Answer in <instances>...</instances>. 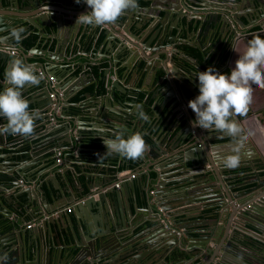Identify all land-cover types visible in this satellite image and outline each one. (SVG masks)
Instances as JSON below:
<instances>
[{
    "label": "water",
    "instance_id": "1",
    "mask_svg": "<svg viewBox=\"0 0 264 264\" xmlns=\"http://www.w3.org/2000/svg\"><path fill=\"white\" fill-rule=\"evenodd\" d=\"M42 1L52 2L55 0H0V32H2V28L6 30V34L0 33V92L7 86L5 72L12 60L22 59L25 63L29 64L28 53L32 50H38L40 40L45 37L48 38L49 28H56L58 25L57 20L54 18L55 15L49 13L48 5H42ZM72 1L75 2V0ZM215 1L217 3L214 4L208 2V0H148V3L145 5L138 2V7L135 10L124 12L117 21L105 26L76 24L77 17L90 12L91 9L84 3V0H81L79 4L75 2L76 5L73 7V12L77 11L76 8L79 5H81V10L84 11L81 14L72 13L73 19H71L70 25L73 26L75 31L76 29L79 31L83 27L86 41L84 42L83 39L78 38V44H80L83 53L87 54L92 60L96 57V51L98 50L97 40L101 34L103 36L101 43L104 47L114 42L117 46L116 53L121 51L125 59L128 60L124 64L127 69H129L133 60L140 57V59H148L145 63V70L149 71L153 64V59L145 55L143 49L160 54L159 52L165 47H171L168 57L166 51H161V53L166 55L164 62L159 59L161 61L160 66L163 69L162 73H164L159 79L163 80V84L168 87L170 92L165 91L160 94L152 103L146 100V104L152 109V113L146 114L145 111L144 113L147 117L154 118L152 125L142 133L148 145V151L142 159L138 160L125 159L116 154L105 155L107 162L119 159L122 167H126L127 170H130V167L134 166L141 167L149 159H157V162L149 164L145 168L144 175L146 179L144 181L146 184L143 183L145 186H142L141 174L136 175L132 172L129 175L121 177V179H119L117 174L112 176L106 174L103 183L115 182L110 189L104 192H97L93 188L98 185V182H89L88 187L90 191L88 194L85 195L80 192L79 198L70 199L69 203L75 204V210L81 211V207H85L84 210L82 209L83 212L78 214L76 225L73 224L69 214L66 213L65 215V221L71 226L76 240L78 241L77 229L82 236H85V241L78 244L80 247L78 253L84 256L80 261L84 260L86 264H98L101 262L118 264L122 260H126L128 264H149L152 261L153 255L158 258L166 251L179 247V238L182 236L191 238L190 231L183 227L182 236H178L173 231V225L167 222V220L176 224L174 213L179 210L174 212L172 209H181L184 203H180L174 208L166 207V205L175 200L179 202L183 201L185 196L175 195L177 191L172 189L173 186H168L169 184L165 181L170 175L177 174L179 170H181V174L190 173V175H193L195 173L204 174L212 169L219 179V175H224L225 170L231 171L233 169L225 167L223 163L224 159L230 156L229 154H225L220 161H217L214 157V151L221 144H217L214 142V139L206 137V132L204 136L207 139V145L203 141V137L199 138L197 134L193 135L190 120L195 117V113L190 108L188 109L187 119L185 120L184 118L185 126L181 129L179 135H177L178 141H176L174 147L170 146V149L174 150L181 141V144H188L186 149L167 154L166 139L162 136L165 127H163L161 134H157L156 132L161 120H164L163 109L165 107L171 110L170 117L178 120L183 117V115L177 116L175 114V107L181 102L177 99L176 93L182 97L187 105L189 100H191L187 92L195 96L199 95V88L196 83V79L198 78L196 76L200 64L196 59L186 56L181 50L176 48V40L182 31L187 28L190 33H196L193 42L190 41V44H193L195 41L197 44L204 46L202 42L205 39L210 40L213 34L225 36L223 38L226 41L228 36H241L243 34L242 29L251 23L257 22L256 25L264 27V15H259V10L262 9V0H242V2L238 3L236 9L229 5L220 4L222 0ZM50 6V10L63 13L62 10L55 8L52 4ZM237 9L241 10V13H236ZM160 11L163 13L160 14ZM251 12L254 14H251ZM49 17L53 20L49 19ZM254 17H256L255 20L252 19ZM14 30L19 31L20 39L31 32L35 33L38 36L37 42L31 48L26 47L21 42L15 44L14 38L16 36L13 35ZM192 38L193 36L188 40ZM131 40L139 42L141 47H138L137 43L132 44ZM83 42L84 44H82ZM126 42L129 43V46ZM89 47L92 49L87 50ZM11 49L16 50L17 53H9ZM173 53L187 59L195 65V68L177 64ZM44 55H47V59L42 57L46 61H55L54 57H50V53L45 51ZM114 58L115 56H112V60ZM168 63L169 65H167ZM46 64L48 66L42 62H38V65L42 67L41 73L36 71L40 82L38 85H26L22 90V95L29 102V111L43 110L44 112L35 121V130H45L46 134L51 136H56L57 131L63 133L57 136L58 138L50 137L46 141L39 140L38 144L34 142L28 144V140L25 142L23 136L12 135L20 145L11 148V151L8 152L4 151L7 148V143L3 141L6 139V135L0 134V212L9 215L8 209L15 208L16 212L23 213V217L21 218L23 223L26 222L27 218L39 219L48 214L49 209L47 204L49 201L55 208H60L64 200L69 198H66L65 192H69V188L71 187L70 181L72 180L71 182L75 183V180H77L74 179L77 174L75 161L79 162L78 160L84 153L82 147L85 136H90L88 132H84L83 130H77V138L74 137L76 135H71L75 126L81 127L84 125L81 123L82 115L78 114L80 112L71 113L70 111V94L72 91H75V88L70 90L71 92L64 90L62 91V96H58V92L62 90V85L57 83L61 78L59 73L62 70L67 71L68 68H64L62 64H57V62ZM85 65H90V63H86ZM108 73L109 69H104L101 77L96 78L94 76L92 78L93 81H97L98 85H100V82L103 83L105 93L91 99L96 105L93 107L94 110L88 109V111L93 120H98L110 126L111 130L118 133L122 131L124 136L132 135L134 134L136 122L139 119L137 113L131 109V104L123 100L122 96H116L115 94V90H118L128 99L130 96L127 94V86H124L120 82V76L116 69L113 72L115 74L114 80L107 81ZM86 75L87 80L89 74ZM178 75L182 76V78L178 77ZM49 76H52L53 80H49ZM170 76L177 79V84L173 82L174 86L172 87H170L172 84ZM71 77L79 79V74L76 73L71 75ZM82 79H79V82H82L81 85L86 82ZM37 88L41 90L33 92ZM160 88L161 86L156 89V92H159ZM52 92L57 94L56 102L61 106L60 116L64 117L65 122H60L57 119V113H55V108H53L54 100L50 95ZM84 96L91 97L89 93H86ZM131 101L134 105L137 100L133 98ZM122 107L127 112L121 109ZM96 111L97 113L95 114ZM52 116L55 122H51ZM6 123L7 120L0 116V126ZM93 124L95 123H90L86 126L92 127L94 126ZM74 145L77 146L75 152H70L69 150ZM64 146H67L66 149L69 151L64 155L65 160H67V167L62 171H53L51 175L46 174L48 170L59 164L54 154L60 148L63 149ZM188 152H190V157L187 156ZM209 153L211 154L209 155ZM212 154L217 168L212 164ZM49 155L52 156L51 160L47 158ZM242 162L240 161L238 167L243 164V166H248L251 170V172L245 175L246 181L244 184L254 183V185L236 193L232 191L233 187L230 184H227L228 192L225 189L223 190L221 186L222 193H219L220 200L218 201L219 214H222L223 211L225 212L229 208L225 221L222 226L216 229V224L219 221L218 219L215 220L213 228L206 229L207 233H202L198 236L201 252L213 255V263L211 264H221L223 261H229L228 257L233 256L232 253L239 251V248L232 247L233 244L239 246V241L233 240V235L235 231H244L246 221L254 220V222L260 224V228H249L252 230L249 231L255 234L257 240L264 242V219L257 216L260 210L264 214V175H259V171L255 168L250 156L247 160H242ZM155 164H157L156 169H153L152 167ZM31 169L34 170L28 173ZM151 171H154L155 174L152 175ZM68 172L71 179L68 176ZM91 176L89 175V177ZM191 178L193 179V176L189 179ZM180 180L177 179L176 181ZM26 181L31 184V187H25ZM153 181L157 182L158 188L155 191L151 190L149 193L147 186H151ZM116 183H118L117 187ZM6 186H14L16 194L8 197L3 195V187ZM63 187H65L64 191ZM149 196H154L153 203L160 208L155 215L154 228L151 230L154 233L151 236L145 237L134 248L132 245L133 239L130 240L132 236L127 237L131 229L128 218L129 215L132 216L133 206L146 211L151 210L149 202L140 206L144 199L148 200L147 197ZM67 201L69 200L67 199ZM80 202L82 205H80ZM127 210L129 215H127ZM160 211H164L165 214L163 215ZM182 211L184 210L182 209ZM232 211H234V214ZM231 213L233 220L229 222L228 218ZM235 220H240V222ZM65 221L61 213L57 215V218L50 219L47 217L44 219L45 234L50 233L53 228L59 236H63L64 229L67 228ZM240 223H242L241 227ZM5 232L8 237L15 234L16 238L12 236L7 249L2 247L3 252H8L9 250V255L6 257V260L0 261V264H23L29 249H32L35 253L39 250L37 237L34 238L30 234L29 239L20 233H16L14 225ZM221 239L222 242H220ZM210 241L214 245H209ZM59 249L60 247L55 248L53 253V249L51 251V247L49 248L51 261L48 264L64 263L61 256L62 252ZM73 253V251L69 250L67 255L72 256ZM216 257L220 259L217 263H214ZM109 258L113 260H108Z\"/></svg>",
    "mask_w": 264,
    "mask_h": 264
},
{
    "label": "crops",
    "instance_id": "2",
    "mask_svg": "<svg viewBox=\"0 0 264 264\" xmlns=\"http://www.w3.org/2000/svg\"><path fill=\"white\" fill-rule=\"evenodd\" d=\"M56 1V0H55ZM47 2V1H42V5H48L47 7L50 8L51 4L52 6H55V8L62 10L63 13L57 11L55 12L54 10H51V15H55L54 18L57 20V27L56 28H49V33H48V38L45 37L40 40L39 44V49L38 50H32L30 53H28V62L31 65L36 66V71L42 72V67L38 65V62H42L44 65H47L46 63L49 64V62L54 63L57 62V64H62L63 67L68 68L67 71L62 70L59 73L60 81L57 83H60L62 85V90L61 91H68L71 92L70 90H73L75 88V91H72L70 94V98L73 97L75 94L80 92L77 98L76 104H71L70 106L75 105L76 112H80L78 114L82 115V121L81 123L84 124L81 127H74L73 132L71 135H76L74 136L77 138V130H83L84 132H88L91 137H94L97 139L99 142V146H87V150L85 152H89L90 155L88 157V164H83L82 167L81 164L79 165V168L77 170V174L74 177L75 183L71 184V187L69 188V192H65V196L69 201L64 200L62 206L60 208H55L49 201L47 204L49 213L44 215L42 218H27L26 222L23 223L21 221V218L23 217L22 212H16L15 208L14 209H8V212L10 213L9 215L3 214L0 212V258L7 257L9 255V250L8 252H3L2 247L5 249L8 248V243L11 242L12 236L16 238L15 234L8 237L6 235L7 230L12 227V225L15 226V232L20 233L22 236L29 238L30 239V234L34 238H38V245H39V250H37V253L33 251L32 249L28 250L27 252V257L24 258L23 264H48L51 261V256H49V248L51 247V251L53 249V253L55 248L57 249L60 247V251L62 252V258H63V264H86L83 261H80L82 256L79 254L80 247L78 244L82 243L85 241V236H82L80 234V231L78 229L76 230V233L78 235V241L76 240L73 231L71 230V226L68 225V222L66 220V213L71 216V220L74 225L77 223V216L80 212H83L82 209L84 210L85 207H81V211L75 210V204L69 203L70 199H77L79 198L80 192L83 194H88L89 187L88 184L89 182H98V185L94 187L93 189L97 192L101 191L104 192L107 189H110L115 182L111 183H103V179L106 176V174H110V176L117 174L119 179L121 177H124L125 175H129L132 172L136 175L141 174V180H142V186H145V179L146 176L144 175L145 168L147 165L152 164L157 162V159L150 160L148 162H145V164L141 167L134 166L130 167V170H127L126 167H122V163H120L119 159H114L113 161H106L104 159V154L106 153L107 149L105 145L103 144L102 139L105 137L108 138H114L118 132L111 130V127L99 122L98 120H93L91 117L89 110H94V106L96 105L91 99L93 97H98L100 94L97 93H89L87 91H83V88L90 82H92V78L95 76L91 70L93 66L99 67V65H102L99 68V71L103 72L104 69H109V73L107 75V81L109 80H114L115 79V74L113 73L114 70L116 69L118 72V75L120 76V82L124 84V86H127L128 89V95L130 96L128 99L125 98V96L118 90H115L116 96H122L123 100L126 101L127 103L131 104V109L137 113V110L133 107L132 99L135 98L137 100L136 104L142 105L143 110L145 108H149L151 113L152 109L146 104V100L150 101L151 103L155 101L158 96L165 91L170 92L168 87H166L163 84V80H160V76L156 77V72L157 70H163L161 68V61L164 62L166 59V55L161 53L162 50L167 52V57L171 51V47L167 46L164 49H162L158 54V52H151L149 50H144L145 55H148L149 57H152L153 59V64L150 68L149 71L145 70V64L142 67L143 69L139 70L137 67V63L140 60V57L137 59L133 60L132 63L130 64L129 69H127L124 64L128 60L125 59V56L122 54L121 51L116 53V44L114 42H111V45H104L101 43L102 40H97V47L98 50L96 51V57L92 60L89 58L87 54H84L80 44H78V38L83 39V41H86V35L83 33V27H81V30L76 31L73 29V26L70 25L71 19L72 18V13H77L81 14L84 10H81V5H79L76 9L77 11L73 12L74 9L73 7L76 5L75 2L72 0H57L56 2ZM164 1V0H160ZM242 2V0H222L220 4H225L229 5L230 7L236 9L237 5L239 2ZM208 2L212 3H217L215 0H208ZM163 12L160 11V14ZM236 13H241V10L237 9ZM151 16V14H150ZM51 19V17H49ZM53 20V19H51ZM156 20V18H155ZM157 21V20H156ZM1 22V20H0ZM1 24V23H0ZM43 24V23H42ZM44 27V24H43ZM254 27V25L249 24L246 28L242 29L241 36L236 35V36H228L227 40H231V47H230V54H229V60H227V66L232 70L235 67V61L238 59V56L242 54L247 46V43L249 41V37L253 34H256V31H251V28ZM1 30V29H0ZM260 33L264 34V27L262 26L261 29L259 30ZM3 34H6V30H3ZM196 33H190L188 32L185 35V39L181 40L179 37L176 40V45L178 43H185L188 42L189 38L193 36L191 39L192 41L195 38ZM225 36H219L218 40L225 39L223 38ZM21 38V37H20ZM19 38V39H20ZM38 38V36H37ZM188 40V41H187ZM205 43L209 41L208 39L204 40ZM37 42V41H36ZM35 42V43H36ZM84 42L82 44H84ZM190 42V41H189ZM19 42H15L17 44ZM138 47H141V44L135 40L132 41V44H136ZM217 43L213 45L212 49L217 46ZM126 44L129 46V43L126 42ZM210 42L206 43V46H209ZM32 45L31 47H33ZM92 49L89 47L87 50ZM12 50V49H11ZM14 50V49H13ZM50 53V57H54L55 61L48 60L47 55H44V52ZM102 51V53H101ZM10 53V51H9ZM17 51L13 54H16ZM12 54V53H11ZM175 57L179 58V55L176 53H173ZM112 56H115L114 60H112ZM42 57H45L43 59ZM144 59V58H143ZM151 59V60H152ZM158 59V60H157ZM159 59L161 61H159ZM187 60V59H186ZM148 61L147 58H145V63ZM188 61V60H187ZM185 61H181L179 58V63H182ZM189 62V61H188ZM86 63H90V65H85ZM190 63V62H189ZM169 65V63L167 64ZM48 66V65H47ZM169 67V66H168ZM171 67V66H170ZM78 73L79 74V79L83 78L84 82L83 85H81L82 82H79V79L71 77V75H74ZM44 74V73H43ZM86 74H89V77L86 80ZM162 76L164 73L161 74ZM58 76V77H59ZM178 77L182 78V76L178 75ZM170 80L172 82L171 86H174V83L177 84V79H174L173 76H170ZM196 83L198 85V79H196ZM161 86L159 92H156V89ZM40 88H37L33 90V92L40 91ZM261 92V93H260ZM263 92V93H262ZM90 94L91 97H85V94ZM105 93V92H104ZM103 93V94H104ZM121 93V95H119ZM141 94L139 98L141 100H138V94ZM176 97L180 103L175 107V114L177 116L183 115V117L180 118V120L167 116L164 118V120H161L160 125L157 127L156 132L157 134H161L163 127H165V131H163L162 136L163 138L166 139V149H167V154H170L172 152H180L187 147V143L181 144L180 143L175 147L174 150L170 149V146H175L176 141H178L177 135H179L181 129L185 126V120L187 119L188 116V105L187 103L176 93ZM71 102V99H70ZM72 103V102H71ZM134 104V105H136ZM118 107V106H116ZM54 108V107H53ZM124 111L125 108L122 107ZM180 109V111H178ZM248 110L250 111V114H248L244 118H237V122L240 124L242 128V133L241 135L235 139V140H230V141H225L223 142H216L217 144H221L219 147H217V150L214 151V157L217 159V161H220L225 154L229 155H236L239 157L240 161L242 162L247 160V158L250 156L254 162L255 168L259 171V175L263 176L264 174L262 173L264 171V124L261 122V119H264L263 113H264V89H260L256 86H253V92H252V98L251 102L248 105ZM127 112V111H126ZM147 112V111H146ZM40 115H43V110H39ZM55 113H57V119L60 122H65L64 117L60 116L61 115V109L56 110ZM97 111L95 112V114ZM148 113V112H147ZM51 122H55L53 119V116L51 117ZM139 118V117H138ZM185 118V120H184ZM195 120V117L192 118L191 121ZM154 121L153 117L148 116V120H141L140 118L136 122L135 128H134V133H140L142 135L143 131L148 129ZM93 124L94 126L92 127H87V124ZM192 125V124H191ZM73 127V125H72ZM37 129V128H36ZM192 132L193 135L197 134L199 138L203 137V141H205L207 145V139L205 138L204 134L205 132L207 133L206 137H209L211 139H216L219 137H224L226 135H223L219 132L216 131H207L199 127H193L192 126ZM63 132L57 131L56 136L46 134L45 130L37 129L34 132V135L28 138L23 137V140L28 144H31L34 142L35 144L39 143L40 141H46L47 139H50V137L58 138L57 136L61 135ZM38 136V137H37ZM127 136H125L126 138ZM246 137V138H245ZM4 142L7 143V148L4 150L5 152L11 151V148H15L20 143L16 141L11 134L6 135V139L3 140ZM170 141V142H169ZM209 147V145H208ZM67 146H64L63 149H59L58 152H56V158L60 157V161L58 162L59 164L54 166L52 169L48 170L46 174H50L53 171H62L64 168L67 167V160H65L64 155H66L69 151L70 152H75V149L77 148L76 145L73 146V148L69 151H67ZM84 150L85 148L82 147ZM209 152V150H208ZM211 153H209L210 155ZM97 155V156H96ZM187 156L190 157V152L187 153ZM212 154V164L217 168L215 159ZM51 160L52 156L49 155L47 156ZM71 159V157H69ZM214 159V160H213ZM33 160V159H32ZM31 160V161H32ZM82 162L84 158L79 159ZM78 160V161H79ZM243 163V162H242ZM72 164V163H71ZM84 165L88 167L89 170L88 173L84 172L85 169ZM242 166L234 168V170L224 171V175H219V179L216 177L214 174V171L210 169L208 172L201 174V173H195L193 175H190V173H183L181 174V170L177 174H174L173 176H169L168 179L165 181L169 185L168 186H173L172 189L177 191L175 195H180L185 196L183 198V201H172L169 202L166 207H171L174 208L176 205L180 203H184V206L181 209H172L174 212L179 210L178 212L174 213L175 218H176V224L172 223L171 221L167 220L171 225H173L174 229L183 231V227L186 228V230L190 231L191 238L182 236L179 238V246L181 248L186 249L187 251L191 252V259L187 262H184L182 264H211L213 255L211 254H204L202 253L200 247V241L198 240V236L202 233H207L205 230L208 228H213L215 225V220L218 219V223L216 224V229H218L219 226L223 225V222L225 221V217L227 216L229 208L223 211L222 214H219V205L218 201L220 200L219 193H222L221 191V186L223 190L225 189L227 192L229 191L227 184H230L231 187H233L232 191L234 193L238 191H243L254 185V183L250 184H244L246 181L245 175L249 172H251L250 168L248 166ZM157 164L153 166V169H156ZM247 168V171L240 172L239 169ZM48 169V168H47ZM126 169V170H125ZM34 169H31L28 171L30 173ZM217 170V169H216ZM93 172H96L93 174ZM218 172V170H217ZM151 173H154V171H151ZM89 177V175H91ZM155 174V173H154ZM68 175L69 172H68ZM102 175V176H101ZM101 176V177H100ZM193 176V179H189L190 177ZM180 181H176V180ZM20 180V178H19ZM171 181V182H169ZM143 183H145L143 185ZM162 184V183H161ZM30 186L31 184L26 181L25 187ZM148 189L147 191L156 190L157 187V182L153 181L151 186H147ZM4 192L3 195H6L7 197L10 195H15V187L14 186H6L3 187ZM65 190V187H63V191ZM148 200L147 203L149 202V207L150 211L142 210L139 207L135 208L133 206L132 208V216L129 215V212L127 210V215H129L128 222L131 224V229L130 232H128L127 237L129 238L132 236L131 239H133L132 245L135 248V245H138V243L143 240L147 236H151L154 232H151V230L154 228L155 224V215L157 212L160 210L158 206L153 203L154 196H149L147 197ZM74 205V206H73ZM80 205L82 203L80 202ZM144 204H141L142 206ZM67 207H71L70 211H66ZM182 209L184 211H182ZM94 212V208L92 209ZM234 211H232L233 213ZM62 214L63 219L65 221V224L67 225V228L64 229V234L63 236L54 231V229H51L50 233L45 234V226H44V219L47 217L50 219L57 218L58 214ZM163 215L165 214L164 211H160ZM232 213L230 214L228 220L229 222L233 220L232 218ZM234 214V213H233ZM257 216L261 219H264V214L263 211L260 210V212L257 214ZM239 221L240 220H235ZM28 224H32L31 227H27ZM240 227L242 226V223H240ZM184 225V226H181ZM258 222H254V220H249L246 221L245 229L244 231H235L233 235V240H238L240 241L241 239L244 238V236H251L255 239L256 236L255 234L251 233L249 228L253 229H258L259 227ZM70 226V227H69ZM2 227V228H1ZM52 227V226H51ZM77 228V227H76ZM173 229V231H174ZM175 230V231H176ZM252 231V230H251ZM55 233V234H54ZM264 233V232H263ZM158 238V237H155ZM153 238V239H155ZM222 242V239L221 241ZM208 245V244H207ZM209 245H214L211 241L209 242ZM191 246V247H188ZM232 247L239 248V251L236 253H232L233 256L229 258V261L226 262H221V264H263L262 261L259 259V254L258 252L254 249L255 246H246L243 243H239L238 245H232ZM71 250L73 251V255L69 256L67 255L68 251ZM50 251V252H51ZM170 251H166L164 254H161L158 258L153 255L152 261L149 264H173L168 261H166V256L168 255ZM239 252L240 255L238 254ZM242 254V255H241ZM90 259V258H89ZM219 257L215 258V262L219 261ZM108 260H113L112 258H109ZM1 262L3 260H0ZM126 261V260H125ZM121 261L118 264H128V261ZM98 264H108L106 262H101Z\"/></svg>",
    "mask_w": 264,
    "mask_h": 264
},
{
    "label": "clouds",
    "instance_id": "3",
    "mask_svg": "<svg viewBox=\"0 0 264 264\" xmlns=\"http://www.w3.org/2000/svg\"><path fill=\"white\" fill-rule=\"evenodd\" d=\"M75 2L79 4L81 0ZM84 3L91 11L79 15L76 24L85 26L112 24L124 12L138 7V0H84ZM48 11L51 13L49 8ZM13 35L20 38L17 30L13 31ZM196 77L199 95L188 102V107L195 113L192 126L237 139L242 128L235 117L247 114L253 86L264 89V38L256 35L248 41L230 74H222L209 67L206 71L198 72ZM5 78L7 86L0 92V116L7 123L0 126V134L31 137L40 113L38 110L29 111V102L23 97L22 90L26 85L39 84L36 66L27 64L22 59H14L5 72ZM133 107L141 120H148L142 105L136 104ZM102 141L107 149L104 155L116 154L125 159L138 160L148 151V145L140 133L125 138L121 131L114 138L105 137ZM223 163L227 168H236L240 159L236 155H230ZM0 260H6V257Z\"/></svg>",
    "mask_w": 264,
    "mask_h": 264
},
{
    "label": "trees",
    "instance_id": "4",
    "mask_svg": "<svg viewBox=\"0 0 264 264\" xmlns=\"http://www.w3.org/2000/svg\"><path fill=\"white\" fill-rule=\"evenodd\" d=\"M138 2L140 4H142V5H145V4L148 3V0H138ZM263 25H264V22H263ZM260 29H261L260 25H255L254 27H252L251 31H256L257 33L251 35L249 37V40H251L256 35H259V36H261V38H264V34L259 32ZM188 32L189 31H188L187 28L184 31H182L179 34V39H181V40L185 39V35ZM218 38H219V34H213L211 36L210 40L208 39L209 41H207V42H210L209 46H206L207 42L205 43V41L202 42V45L204 44V46H201L200 44H197L195 41H194L193 44L192 43L190 44L189 41H191V42H193V41L192 40H189V41L187 40L188 42L178 43L176 45V48L178 50H181L186 56L191 57L193 59H196L199 62L200 68L197 69L198 72L206 71L209 67H212V68H214L215 70H217L218 72H220L222 74H230L231 70L227 66V60H228V57H229V54H230L231 40L225 41V40H223L221 38H220V40H218ZM102 39H103V36L101 34V36L98 38V40L101 41ZM36 40H37V35L35 33L31 32V33H29L27 36H25L22 39L14 38V43L15 42H21L26 47L31 48V46L34 45ZM215 42H219V43H217V46H215L212 49V47L215 44ZM175 56H174V60H175V62L177 64H179L181 66H186V67H189V68H195V65H193L192 63H189L183 57H179V58H180L181 61H185V62L179 63V58L175 57ZM144 64H145V59H140L138 61V63H137L138 69L142 70L143 69L142 67L144 66ZM101 66L102 65H99V67L93 66L91 68V70H92V72H93V74L95 75L96 78H99L102 75V72L99 71V68ZM161 74H162V70H157L155 76L159 77V76H161ZM83 91H87L89 93L103 94L105 92V88H104V85H103L102 82H100V85H98L97 81H92V82L88 83L83 88ZM79 94H80V92H78L73 97H71V102H72L71 104H76V102H77L76 100H77ZM187 94L191 97V100L196 97L195 95L190 94L189 92H187ZM119 95H121V93H119ZM140 95L141 94L139 93L138 94V98H137L138 100H141V98H139ZM136 103H137V101H136ZM77 109L78 108H76L75 105L70 106L71 113L76 112ZM143 111H145L146 114H150L151 113L149 108H145V110H143ZM248 114H250L249 110L247 111V114L245 116H236V117L237 118H244ZM163 115H164L163 116L164 118L169 116V115H171V110L168 109V107H165L163 109ZM263 116H264V113H263ZM261 122L264 124V119L263 120L261 119ZM230 140H234V139L232 137H229V136H224V137H219V138L214 139V142H225V141H230ZM88 145L99 146V142L94 137L85 136L84 145H83V148H85V149L83 150L84 153H83L81 158L82 159L84 158L83 161L86 160V162H82L81 163L80 160H79V162L75 161V167H76L77 170H78L80 164H81L80 167H82L83 164H88L89 163L87 159H88L90 153L89 152H85V150H87V146ZM104 159L107 161L105 156H104ZM83 169H85L84 172L88 173V171H86V170H89L87 166L84 165ZM232 170H234V168ZM247 170L248 169L245 168V167L243 169L242 168L239 169L240 172H244V171H247ZM262 173L264 174V171ZM152 175H154V173H152ZM68 176L70 178V175H68ZM71 181H70V184H72ZM146 202L147 201L144 199L142 201V204H145ZM239 243L240 244L243 243L246 246H255L254 249L258 252L259 259L264 264V242L263 241H259V240L255 239V238L251 237V236H244V238L241 239L239 241ZM190 259H191V252L187 251L184 248H181L180 246L173 248L172 251L169 252L168 255L166 256V261H168L170 263H173V264H182L184 262L189 261Z\"/></svg>",
    "mask_w": 264,
    "mask_h": 264
},
{
    "label": "built area",
    "instance_id": "5",
    "mask_svg": "<svg viewBox=\"0 0 264 264\" xmlns=\"http://www.w3.org/2000/svg\"><path fill=\"white\" fill-rule=\"evenodd\" d=\"M133 40H131V42H132ZM15 52V50H10V53H14ZM41 73V72H40ZM48 79L49 80H53V77L52 76H49L48 77ZM50 95H51V97H52V99L54 100V103H53V107L56 109V110H58V109H60V105H58V103L56 102V99H57V94H55V92H52V93H50ZM58 96H62V91H60V92H58ZM52 119V118H51ZM57 159V161L59 162L60 161V157H58V158H56ZM116 185V187L118 186V183H116L115 184ZM71 210V207H67V209H66V211H70ZM32 226V224H28L27 225V227H31ZM176 229H174V231H175ZM175 233L179 236L180 234H181V231L180 230H176L175 231Z\"/></svg>",
    "mask_w": 264,
    "mask_h": 264
},
{
    "label": "flooded vegetation",
    "instance_id": "6",
    "mask_svg": "<svg viewBox=\"0 0 264 264\" xmlns=\"http://www.w3.org/2000/svg\"><path fill=\"white\" fill-rule=\"evenodd\" d=\"M262 9L259 10V15L263 16L264 15V0H262ZM251 14H254L253 12H251ZM252 19H256V17L252 18ZM257 22H254V23H251L252 25H256ZM179 236H182V231H181V234ZM241 252H239L238 254L240 255ZM242 255V254H241Z\"/></svg>",
    "mask_w": 264,
    "mask_h": 264
},
{
    "label": "rangeland",
    "instance_id": "7",
    "mask_svg": "<svg viewBox=\"0 0 264 264\" xmlns=\"http://www.w3.org/2000/svg\"><path fill=\"white\" fill-rule=\"evenodd\" d=\"M261 93V92H260ZM263 93V92H262Z\"/></svg>",
    "mask_w": 264,
    "mask_h": 264
},
{
    "label": "bare ground",
    "instance_id": "8",
    "mask_svg": "<svg viewBox=\"0 0 264 264\" xmlns=\"http://www.w3.org/2000/svg\"><path fill=\"white\" fill-rule=\"evenodd\" d=\"M92 94V93H91Z\"/></svg>",
    "mask_w": 264,
    "mask_h": 264
}]
</instances>
